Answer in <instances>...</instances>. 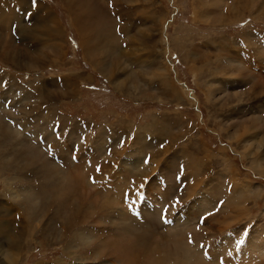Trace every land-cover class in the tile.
<instances>
[{
	"label": "rangeland",
	"instance_id": "obj_1",
	"mask_svg": "<svg viewBox=\"0 0 264 264\" xmlns=\"http://www.w3.org/2000/svg\"><path fill=\"white\" fill-rule=\"evenodd\" d=\"M13 11L0 264H264V0Z\"/></svg>",
	"mask_w": 264,
	"mask_h": 264
},
{
	"label": "bare ground",
	"instance_id": "obj_2",
	"mask_svg": "<svg viewBox=\"0 0 264 264\" xmlns=\"http://www.w3.org/2000/svg\"><path fill=\"white\" fill-rule=\"evenodd\" d=\"M16 3L15 4H9L7 3L6 1H3V0H0V14L3 13L4 11H13L14 9H17L19 7L20 4H23V0H15ZM86 1V0H85ZM89 1V0H88ZM95 2V1H94ZM80 3V2H79ZM86 3V2H85ZM8 4L6 6V9H5V5ZM87 4V3H86ZM90 5V2L88 3ZM88 5V6H89ZM81 6V4H80ZM85 7V6H84ZM99 7V6H98ZM14 12V11H13ZM11 227V224H4V226L1 228L2 232L0 231V234H4V231L7 230V229H10ZM7 235V233L4 234V236Z\"/></svg>",
	"mask_w": 264,
	"mask_h": 264
},
{
	"label": "snow or ice",
	"instance_id": "obj_3",
	"mask_svg": "<svg viewBox=\"0 0 264 264\" xmlns=\"http://www.w3.org/2000/svg\"><path fill=\"white\" fill-rule=\"evenodd\" d=\"M33 2H34V0H33ZM97 170L99 171V169H97ZM141 187H142V186H141ZM133 203H134V202H133ZM132 206H133L132 204H130V205H129V207H130V208H132ZM134 214H135V213H134ZM166 222H167V221H166ZM189 242L191 243V239L189 240ZM244 242H245L244 240H241V241H239V243H240V244H243ZM201 247H204V246H203V245H201ZM205 255L207 256V255H208V253H207V252H205Z\"/></svg>",
	"mask_w": 264,
	"mask_h": 264
}]
</instances>
